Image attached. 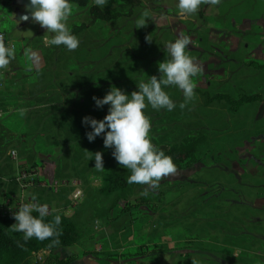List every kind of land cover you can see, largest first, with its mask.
<instances>
[{
  "label": "rangeland",
  "instance_id": "rangeland-1",
  "mask_svg": "<svg viewBox=\"0 0 264 264\" xmlns=\"http://www.w3.org/2000/svg\"><path fill=\"white\" fill-rule=\"evenodd\" d=\"M141 1L133 8L114 2L111 9L132 10V15L92 24L72 51L45 46L44 37L51 39L52 33L32 20H16L23 7L15 0L2 2L0 27L14 59L0 79V134L8 140L0 158V195L23 193L10 180L22 168L36 171L39 180H67L56 191L29 188L25 194L75 221L76 244L54 251L72 260L69 264H127L143 257L161 264H264V102L231 113L224 103L205 105L195 91L264 95V71L247 65L264 62V0L202 3L193 14H181L178 0ZM141 20L144 25L138 27ZM88 21L89 7L73 5L67 26ZM181 33L191 40L187 54L202 66L193 77L195 96L181 109L182 90L168 86L176 107L149 105L144 111L151 140L167 135L173 142L203 131L200 161L163 178L157 190L149 189L146 196L156 209L138 205L146 185L130 184L119 197L106 196L99 191L106 172L128 177L130 171L117 163L102 137L88 141L91 128L82 118L103 119L108 105L98 108L93 97L102 98L112 86L131 94L139 82L159 78V63L170 58L165 47ZM97 151L104 171L90 160ZM74 181L84 193L76 205ZM49 253H35L33 260Z\"/></svg>",
  "mask_w": 264,
  "mask_h": 264
},
{
  "label": "clouds",
  "instance_id": "clouds-1",
  "mask_svg": "<svg viewBox=\"0 0 264 264\" xmlns=\"http://www.w3.org/2000/svg\"><path fill=\"white\" fill-rule=\"evenodd\" d=\"M106 3L107 0H94L96 6L103 7ZM202 3L218 5L220 0H178V10L181 14H193ZM30 5L33 9L30 13L32 21L46 28V32L52 33L51 39L44 37L45 46L63 45L69 51L79 46V39L67 26L72 13L70 0H30ZM22 19L28 20L29 15H24ZM143 25V20L138 22V27ZM148 40L151 41L149 37ZM190 44V38L181 33L174 42L167 43L165 47L170 58L159 63V78L153 75L147 81L139 82L138 91L131 94L112 86L102 98L93 97L98 108L108 105L107 114L103 119L91 116L82 118V123L91 128V131L86 132L88 141L92 142L97 137H102L104 147L113 149L112 156L117 163L130 171L126 182L147 186L141 193L145 196L148 195L149 189L157 190L163 178L174 175L177 167L170 156L152 143L149 134L151 121L144 110L150 105L156 110L172 111L176 104L165 91L168 86H176L182 90L184 101L179 105L181 109L193 100L195 96L193 77L202 71V66L187 54L186 48ZM25 54L34 55L29 50H25ZM12 59L13 47L0 39V69L9 65ZM93 154L90 160L94 159V168L97 171H104L102 152L97 151ZM33 211L39 215L34 216ZM47 214V205L24 203L13 213L16 222L12 227L15 231L23 233L25 241L33 237L41 241L58 237L60 232L55 226L60 224L61 217L57 215L54 223H47L43 219Z\"/></svg>",
  "mask_w": 264,
  "mask_h": 264
},
{
  "label": "trees",
  "instance_id": "trees-1",
  "mask_svg": "<svg viewBox=\"0 0 264 264\" xmlns=\"http://www.w3.org/2000/svg\"><path fill=\"white\" fill-rule=\"evenodd\" d=\"M116 1L129 4L132 8L142 4L141 0H107L106 5L100 7L94 4V0H70L72 6L89 7L90 17V21L88 22L73 23L69 27L71 33L78 37L92 24L110 22L132 15V10L124 12L118 9H111L113 3ZM247 65L264 71V62L251 60L247 62ZM195 91L202 97L205 105H210L214 102L224 103L231 113L239 112L245 104L264 102V95L261 92H247L242 90L237 95H233L229 92L211 93L200 88L195 89ZM205 140L206 134L200 130L197 132H190L184 135L180 140L173 142L168 141L167 135H158L152 139V143L173 159L177 169H185L191 168L199 163L200 147ZM7 142L8 140L0 134V158ZM126 181L127 176L125 174L116 170L108 171L103 176L99 191L106 196L115 194L119 197L129 189L130 184ZM9 183L13 182L10 181ZM15 187L17 188L16 184ZM5 195L3 194V197L0 195V202ZM163 199L164 195L162 193L157 196L159 202ZM138 205H148L150 208L156 209V205L148 196L142 197ZM126 208L130 209L128 207ZM32 214L34 216L39 215V213ZM57 215L61 217L60 224L55 226L56 230L60 232L58 237H51L43 241L33 237L25 241L23 233L15 231L14 227H12L16 222L14 217L2 215L0 213V264H69L72 260L60 258L54 251L59 247L76 244L78 240L77 225L70 216L63 213L47 214V216L43 218L44 222L54 223V218ZM54 240L56 241L55 243L53 242ZM43 250H49L50 253L43 259L34 261L33 255Z\"/></svg>",
  "mask_w": 264,
  "mask_h": 264
},
{
  "label": "built area",
  "instance_id": "built-area-1",
  "mask_svg": "<svg viewBox=\"0 0 264 264\" xmlns=\"http://www.w3.org/2000/svg\"><path fill=\"white\" fill-rule=\"evenodd\" d=\"M4 0H0V5H2V2ZM0 39L3 40L5 44H9L8 37L6 31L0 27ZM7 66L3 69H0V79H2L5 76ZM2 113V108L0 107V114ZM10 156L12 159H15L17 154L15 150L10 151ZM16 182V184L20 187L22 190L21 193H7L3 200L0 202V213L2 215H8V216H13V213L15 211H18V208L24 204V203H36L39 205H44L37 201L36 199L33 200L30 196L26 195L25 192L29 188H45L48 190H58L59 187L64 186L67 184V180L65 181H58V180H53V181H45V180H39L38 174L36 171L27 169V168H22L20 172L12 179ZM73 193L72 197L74 200V204L80 203V200L82 196L84 195L81 187L79 186L78 182L74 181L73 182ZM48 207V206H47ZM33 213H38L36 211H33ZM53 213L51 209L48 207V214Z\"/></svg>",
  "mask_w": 264,
  "mask_h": 264
},
{
  "label": "water",
  "instance_id": "water-1",
  "mask_svg": "<svg viewBox=\"0 0 264 264\" xmlns=\"http://www.w3.org/2000/svg\"><path fill=\"white\" fill-rule=\"evenodd\" d=\"M15 4L23 7L22 10L17 12L16 17H15L16 20L21 21L22 23H27L31 21L32 19H31L30 13L31 11H33V9L30 5V0H15ZM26 14L29 15V19L28 20L22 19V17Z\"/></svg>",
  "mask_w": 264,
  "mask_h": 264
},
{
  "label": "crops",
  "instance_id": "crops-1",
  "mask_svg": "<svg viewBox=\"0 0 264 264\" xmlns=\"http://www.w3.org/2000/svg\"><path fill=\"white\" fill-rule=\"evenodd\" d=\"M142 225V224H141ZM144 259L143 260H135V261H133V263L131 262L130 263V261L128 262L129 264H161L159 261H158V259H151V257H143ZM115 262H113V264H114ZM127 263V264H128ZM196 264H200V263H202V262H199V261H197V262H195ZM115 264H126L125 263V261H120L119 263L118 262H116ZM210 264H216V262H213V263H210Z\"/></svg>",
  "mask_w": 264,
  "mask_h": 264
}]
</instances>
